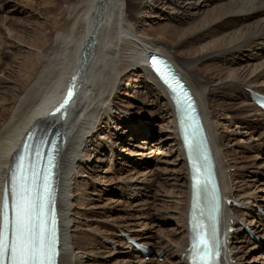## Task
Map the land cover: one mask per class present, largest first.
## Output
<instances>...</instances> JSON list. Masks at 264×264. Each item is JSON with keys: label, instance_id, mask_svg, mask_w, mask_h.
Listing matches in <instances>:
<instances>
[{"label": "bare ground", "instance_id": "bare-ground-1", "mask_svg": "<svg viewBox=\"0 0 264 264\" xmlns=\"http://www.w3.org/2000/svg\"><path fill=\"white\" fill-rule=\"evenodd\" d=\"M19 1L24 7L39 2ZM144 2L147 4L143 8L151 6V11L162 17L161 23L140 18ZM39 3H47L50 8L61 3L64 18L53 24L55 35L49 42L55 51L53 58L35 55L41 58V69L33 68L19 76L13 70L8 77L0 75V199L24 134L36 124H52L66 138L59 166L60 264H98L96 258L105 260L103 264H156L159 257H163L162 264H187L181 255L188 237L187 162L173 104L145 64L151 52H158L174 62L196 96L224 196L243 205L226 207L223 213L226 229L231 221L237 225L236 231L229 233L226 246L229 264H264V223L256 220L260 216L256 206L264 208V182L259 180L264 176V163L263 167L256 163L258 153L251 164L248 154L236 153L239 148L246 152L261 150L264 158V114L246 91L250 87L264 92V0ZM14 6L8 12L22 11ZM9 18L2 16L3 24ZM12 20L9 27L20 25ZM9 36L5 35L6 39ZM41 37L48 38L45 33ZM230 60L233 62L228 64ZM29 62L32 66V58ZM77 70L78 98L67 107V119L60 121L59 113L52 116L48 112L61 100ZM125 86L129 91H120ZM218 91L222 93L220 103L216 102ZM130 99L134 103L129 104ZM138 103L145 104L150 115L131 109ZM155 117L162 118V123H156L159 128L154 134L148 127ZM233 123L235 129L230 128ZM228 133L234 136L237 149L227 148L231 139ZM140 135L144 136L141 141L124 143L126 138L132 142ZM104 146L111 152L109 171L118 174L114 179L103 175L108 171L100 167L106 159L101 151ZM147 146L157 148L152 157L143 153ZM154 156H162L161 163H153ZM141 167L144 169L139 170ZM232 167L235 170L231 172ZM242 170L248 174L243 175ZM160 175L163 182L170 181L168 185L162 181L157 185ZM153 186L156 189L152 190ZM116 211L122 214L115 215ZM135 213L140 214L136 222L132 221ZM165 222L173 226L166 227ZM245 225L256 235L263 231L260 239H251ZM93 230L99 246L86 242ZM123 233L154 248L149 260L123 240ZM104 247L110 250L106 255Z\"/></svg>", "mask_w": 264, "mask_h": 264}, {"label": "rangeland", "instance_id": "rangeland-1", "mask_svg": "<svg viewBox=\"0 0 264 264\" xmlns=\"http://www.w3.org/2000/svg\"><path fill=\"white\" fill-rule=\"evenodd\" d=\"M16 2V6H14L15 2ZM13 2H9V3H1L0 2V23L3 25L0 26V62L2 61V64L1 66L3 67L2 69V72L0 73L1 76H4V77H8V73H10L12 70L14 72V74H19L21 72H24V73H29L28 70H31V69H37V68H40L42 67V65L40 64V59L38 58H35V55L36 53L40 54V57L42 56V59H45V58H53V56L55 55V51L53 52V48L50 47V40L52 38V36L55 35V32H54V29H53V24L58 21H62L63 20V7H62V4L61 3H56V5L54 4L51 8L50 6L47 5H43L41 3H39L40 1L42 0H38L39 2H37V4H34L32 6H28V5H22L23 3H21L19 0H14ZM39 3V4H38ZM3 4V5H2ZM147 2H144V4H142V8L140 9V13H139V16L140 18L142 19H148L149 21L148 22H151L153 24H158V23H161L162 22V17H158V14L156 12H153L151 11V6H150V9H147L144 7L143 8V5H146ZM11 6H14V7H17V6H20L19 9L22 10V11H11V12H8V9L11 7ZM44 6V7H42ZM47 6V7H45ZM49 7V8H48ZM48 10V11H47ZM33 14V16H32ZM149 14V15H148ZM7 15L8 17H10L8 20H7V25L6 24H3V20L1 19L2 16H5ZM13 20H12V19ZM13 22H19L20 25H17L16 23H13L12 24V27L15 28L13 29L12 27H9L8 26V23L11 21ZM31 19V20H30ZM35 20V21H34ZM43 20V21H42ZM33 21V22H32ZM40 22V24H39ZM44 22V24H43ZM34 23V24H33ZM39 24V26H38ZM17 25V26H16ZM23 26L25 27V29L23 28ZM21 27V28H20ZM12 28V29H11ZM23 30V31H22ZM9 33V35H8ZM45 33V35L48 37L46 40L45 39H42L41 35ZM21 34V35H20ZM40 34V35H39ZM5 35L9 36L8 39H6ZM19 35V36H18ZM4 36V37H3ZM2 37V38H1ZM12 37V38H11ZM50 37V38H49ZM16 38V39H15ZM42 40H41V39ZM5 39V40H4ZM13 39V41H12ZM10 40V42L8 41ZM16 40H19V41H16ZM16 41V42H15ZM12 42V43H11ZM18 43V44H17ZM32 44V45H31ZM46 45V46H45ZM51 48V49H50ZM263 49V48H262ZM56 52H57V49H55ZM58 50H59V47H58ZM255 51L254 52H258L256 50V48L254 49ZM38 54V55H39ZM34 55V56H33ZM32 58V66H31V63L29 62ZM30 58V59H29ZM28 61V62H27ZM39 64H38V63ZM233 62V60H230L228 62L231 63ZM30 65V66H29ZM39 65V66H38ZM10 70V71H9ZM3 71H6L3 73ZM27 71V72H25ZM11 77V76H10ZM9 77V78H10ZM13 77V76H12ZM129 79V78H127ZM127 81V80H126ZM5 84H9V82L5 83ZM1 82H0V89H1ZM135 89V88H134ZM139 89V88H137ZM126 91L128 92V87H123L120 91L123 92ZM217 99H216V102L220 103L221 102V97H222V93L221 91H218L217 92ZM129 104H132L134 103L133 100L130 99V101L128 102ZM133 107V106H132ZM147 108L145 106V104H139L138 105L136 104V109L135 107L131 108L133 110H138L140 113H146V115H150L149 112H147ZM130 109V110H131ZM150 120V119H149ZM219 120L223 121V118H219ZM157 124H161L162 123V118H159V117H155L153 118L152 120H150L149 122V129L152 130V132H154L155 134V131L158 130L159 126L157 127ZM236 125L233 123L232 126L230 127L231 129H235ZM154 129V130H153ZM101 132H103L104 134H106V131L104 132V130H102ZM221 132V131H220ZM218 132V134L220 133ZM101 134V133H100ZM108 134V133H107ZM106 134V136H107ZM228 136L231 138L228 142V146L227 148L230 150H234V149H237V147L239 146H234L233 143H234V136L233 135H230L229 133L227 134V138ZM144 136L143 135H140L137 137V139H135L134 141H129L128 138L125 139L124 143L127 145L128 143H137L139 140L141 141V139L143 138ZM154 137V138H153ZM152 137V141H155L156 139V136H153ZM227 138L225 139V141H227ZM253 138H257V136H254ZM139 139V140H138ZM234 140V141H233ZM256 141V140H255ZM237 145V144H236ZM121 148V147H120ZM245 148V147H244ZM157 148H155V146H147L144 150H143V153L145 156L149 157L151 156L152 154L151 153H154V150H156ZM163 150V149H161ZM238 151L240 152H236L237 155H245V156H248V163L251 164V163H254V161L256 160V163H258L259 165H261V167H263V154L260 153L261 150H257L255 152H246L245 150H243L242 148L240 149H237ZM102 151V156L103 158L105 159L104 163H102V165H100L101 168H104L108 171V173H102L103 175H106L107 178H110V179H114V177H117L118 174H116L114 176V174L109 171L110 169H112L111 167V164H108L109 163V157L111 155V152L109 151V146L106 147V150H105V146L104 148L101 149ZM242 151V152H241ZM258 153V158L255 159L253 161V155ZM248 154V155H247ZM152 157V156H151ZM157 157V158H156ZM154 156L152 158L153 160V163L158 160L160 161L161 163V158L162 156ZM155 159V160H154ZM91 160V159H90ZM250 160V161H249ZM91 163V162H90ZM152 163V162H151ZM158 162V165L160 164ZM147 165V163H146ZM161 165V164H160ZM95 168V167H94ZM255 168H258V166H256ZM144 168H139V170H143ZM264 169V168H262ZM235 168H230L229 171H234ZM247 170V169H246ZM245 170V171H246ZM261 170V169H260ZM146 171V170H145ZM244 171V170H242ZM242 172L243 175H247L248 173L247 172ZM261 173V171H260ZM263 174V173H262ZM102 175V176H103ZM261 175V174H260ZM264 176L260 177L259 180L261 182H264ZM160 181L163 182L162 180V177L160 175V177H156V183L157 185H160ZM94 181H91V183H93ZM161 182V184H162ZM170 181L166 180L165 182H163L164 185H168L167 183H169ZM157 187V186H153L152 190H154V188ZM175 188H177V186H175ZM156 189V188H155ZM157 202V201H156ZM159 202V201H158ZM115 210H113L112 212H114ZM111 214V212H110ZM122 212L121 211H116L115 212V215H121ZM139 215L138 213H135V216L132 218V221L136 222L137 220H139ZM96 216H101L100 214H96ZM173 226L172 223H167L165 222L164 226L166 227H169V226ZM99 227V226H98ZM94 228V227H93ZM92 228V229H93ZM100 228V227H99ZM158 228V227H157ZM96 229V228H94ZM95 230H93V233H91L90 235H87V239H86V242H89L90 244H94V245H97L99 246V241H98V236L95 234L96 232H94ZM263 232V231H262ZM262 232H259L258 233V237L259 235H262ZM93 235V236H91ZM92 237V238H91ZM175 237V236H173ZM245 245H243V248H244ZM249 246V245H248ZM99 250V249H98ZM104 251V255H106L108 253V251H110L108 248L104 247V249H102ZM96 261H98L97 263L98 264H103V262L105 260L103 259H99V258H96L95 259ZM163 262V258H158L157 259V262L156 264H162Z\"/></svg>", "mask_w": 264, "mask_h": 264}]
</instances>
